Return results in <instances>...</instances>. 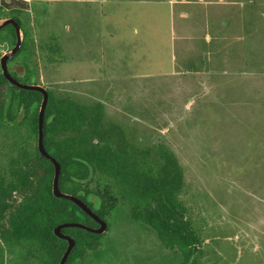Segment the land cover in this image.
I'll use <instances>...</instances> for the list:
<instances>
[{"label": "rangeland", "instance_id": "rangeland-1", "mask_svg": "<svg viewBox=\"0 0 264 264\" xmlns=\"http://www.w3.org/2000/svg\"><path fill=\"white\" fill-rule=\"evenodd\" d=\"M28 1L1 10L0 22L21 18L27 43L9 68L26 62L28 83L58 99L102 102L104 121L131 143H163L177 155L181 198L203 239L195 264H264V0ZM7 33L0 59L15 44ZM20 121L0 114L2 170L38 145ZM89 188L110 213L101 245L79 264L183 262L130 217L109 180L98 176ZM4 264L51 263L23 243Z\"/></svg>", "mask_w": 264, "mask_h": 264}, {"label": "trees", "instance_id": "trees-1", "mask_svg": "<svg viewBox=\"0 0 264 264\" xmlns=\"http://www.w3.org/2000/svg\"><path fill=\"white\" fill-rule=\"evenodd\" d=\"M15 19L22 26L21 18ZM4 30L8 32L5 37L16 42L15 27L9 24L0 33ZM26 47L24 36L20 50L9 61L26 55ZM9 69L14 77L30 81L26 62ZM48 91L44 145L62 165L61 190L77 195L106 219L110 210L103 196L89 188L98 176L106 178L133 220L149 226L166 248L181 253V264H195L203 239L181 198L185 173L177 155L163 143L144 148L131 143L119 124L104 121L102 102L81 104L71 98L58 99ZM42 100L41 92L12 85L0 70V114L6 111L10 121L20 117V124L27 125L37 138ZM54 175V163L42 156L38 145L34 151L20 149L8 171L0 168V264H4L6 250L23 243L43 253L51 264H59L68 241L55 235L57 225L76 221L99 225L75 202L54 195ZM64 232L76 241L66 264L82 262L101 245L105 234L80 227Z\"/></svg>", "mask_w": 264, "mask_h": 264}, {"label": "water", "instance_id": "water-1", "mask_svg": "<svg viewBox=\"0 0 264 264\" xmlns=\"http://www.w3.org/2000/svg\"><path fill=\"white\" fill-rule=\"evenodd\" d=\"M28 1V0H26ZM13 25L15 27L16 31V42L13 46V48L5 53L1 59H0V67L2 69V73L4 76L7 78V80L14 86H17L22 89L26 90H35L39 91L43 94V100L42 104L40 107L39 111V126H38V148L39 151L41 152L42 156H45L49 158L55 165V175L53 179V193L57 197H62V198H67L73 202H75L77 205L81 207L82 210H84L89 216H91L97 223L99 224L97 227H92L87 225L86 223L83 222H64L59 225H57L54 228V233L56 236L59 238L65 239L68 241V247L66 251L64 252L59 264H66L69 255L71 251L73 250L76 241L75 239L68 235L66 232H64L65 228L68 227H80L86 230H89L94 233H104L107 228H108V222L106 219L101 218L93 209L90 207V205L78 197L77 195H74L72 193L64 192L60 188V176H61V170H62V165L61 163L53 156L51 155L45 148L44 145V122H45V112L46 108L49 102V91L48 89L40 84L36 83H26L21 81L20 79L14 77L12 73L10 72L9 66H8V61L17 54V52L20 50L22 44H23V31H22V26L21 24L13 17L7 18L4 21L0 22V29L7 26V25Z\"/></svg>", "mask_w": 264, "mask_h": 264}, {"label": "flooded vegetation", "instance_id": "flooded-vegetation-1", "mask_svg": "<svg viewBox=\"0 0 264 264\" xmlns=\"http://www.w3.org/2000/svg\"><path fill=\"white\" fill-rule=\"evenodd\" d=\"M33 4H35V3L34 2L33 3H29V1H26V0H0V19L2 17L1 16V10H3L4 8L7 9V10L22 9V8H28V7H30ZM16 16H18V15L12 14V15H10L8 17L9 18L10 17L15 18ZM1 71H2V69H1Z\"/></svg>", "mask_w": 264, "mask_h": 264}]
</instances>
